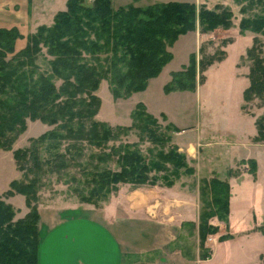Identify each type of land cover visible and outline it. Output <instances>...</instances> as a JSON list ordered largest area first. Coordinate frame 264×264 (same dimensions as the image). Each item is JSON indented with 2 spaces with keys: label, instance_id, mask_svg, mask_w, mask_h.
<instances>
[{
  "label": "trees",
  "instance_id": "obj_1",
  "mask_svg": "<svg viewBox=\"0 0 264 264\" xmlns=\"http://www.w3.org/2000/svg\"><path fill=\"white\" fill-rule=\"evenodd\" d=\"M112 1L67 0L66 9L55 14L53 23L41 25L29 34L24 48L19 51L15 50V41L21 37L20 32L16 28H0V149H11L14 140L25 130L27 118L55 126L31 139L30 147L13 151L19 170L24 169L21 161L30 162L26 168L32 178L26 182L12 180L0 196V264H38L40 235L36 202L39 174L43 166L58 171L80 167L71 163L81 157L82 142L100 149L91 159L107 162L112 155L116 156L118 171L88 172V184L93 185L89 195L99 198L114 190L118 183L130 182L134 187L155 185L159 180L152 172L165 170L162 163L187 167L176 148L158 151L156 160L149 162L128 146L112 147L106 152V144L114 138V131L94 119L99 106L94 91L105 78L109 79L116 98L143 91L148 80L157 77L172 59L168 48L179 35L194 31L197 26L202 33L217 27L228 28L232 25V12L227 8L216 12L187 2L155 3L145 7L128 3L114 9ZM261 2L257 0V3ZM262 6L260 12L239 22L240 34L248 31L256 35L245 54L250 65L246 75L248 86L242 93L244 103L256 98L264 104V3ZM43 54L49 57V69L44 71L37 63ZM221 59L223 57L216 61ZM190 60L186 71L191 73L193 87L195 64L192 55ZM200 64L203 72L205 65L212 63L204 61ZM176 79L175 82L180 83L179 78ZM132 120L141 131L146 128V125H140L142 122L156 124L141 104L136 105ZM254 125V141L264 142V111L255 119ZM113 129L118 133L130 130L122 126ZM147 135L161 144L168 137L151 129ZM62 142H67L64 154L57 151ZM43 143L50 146L49 151L56 150L44 161L39 156V146ZM162 184L170 186L173 181L166 179ZM15 194L24 197L28 208L25 216L19 219H14L15 209L4 201ZM208 194L212 197L206 205ZM199 196L203 207L198 217V235L200 248H203L206 235L216 231L209 223L211 218L227 225L229 183L217 177L204 179ZM257 230L264 233V225ZM226 235L227 238L229 235Z\"/></svg>",
  "mask_w": 264,
  "mask_h": 264
},
{
  "label": "rangeland",
  "instance_id": "obj_2",
  "mask_svg": "<svg viewBox=\"0 0 264 264\" xmlns=\"http://www.w3.org/2000/svg\"><path fill=\"white\" fill-rule=\"evenodd\" d=\"M132 1L140 3L137 5L141 6L153 3V0ZM232 1L237 6L236 11L219 5L213 9L216 12H220L222 8L231 10L232 25L228 28L217 27L204 33L197 26L194 31L179 35L173 45L168 48L172 59L157 77L148 80V85L143 91L133 93L128 97L116 98L112 93L109 79H101L94 91L99 99L94 119L106 124L114 131V138L106 144V152H109L112 147L128 146L131 150L138 151L149 162L156 160L158 151L167 152L176 148L177 152L183 156L182 160L187 167H175L170 163H162L165 170L152 173L159 180L156 184L165 183L166 179L173 181L177 184L178 190L185 191L181 194L186 196V199L193 197L196 201L195 206L198 205V215L203 207L199 196L202 181L217 177L229 182L231 189L229 211L232 212V222L235 225L240 220V223L242 222L240 228H236V232L239 231L236 234L238 240L235 244V253L240 255L242 262L254 258L258 261L260 258L262 263L264 262V233L259 230L256 236L251 233L254 230V223L258 227L264 225V146H259V144L264 145V142H255L252 138L247 142L246 139L255 132L254 123L250 118L256 119L260 116L264 111V104L256 98L248 103H244L242 99L247 80L245 75L248 74L250 65L245 54L256 35L248 31L240 34L239 22L243 18L260 12L264 0L262 4L257 3V0ZM130 2L131 0H113L112 6L116 9ZM232 41L236 42L233 44ZM229 43L232 44L229 45ZM227 47L228 50H226ZM43 52L45 53L44 49ZM191 55L195 64L193 65L195 68L193 87L191 73L186 71L189 68ZM220 57L223 59L216 61ZM48 60L49 57L45 54L39 56L37 63L42 71L49 69ZM204 61L212 64L205 65L207 67L201 72L200 62L204 63ZM214 65L217 67L208 70ZM178 71L182 73H175ZM200 76H203L201 78L203 82ZM176 78H179L180 83L175 82ZM59 83V81L55 82L56 85ZM137 104H141L145 112L156 120V124L142 122L140 125H146L144 131L132 124V113ZM24 122L25 130L14 140L11 149H0L2 152L0 168H3L0 174L2 182L5 179H9L10 182L12 180L26 182L32 178V173L26 168L30 162L21 161L20 164H24V169L19 170L13 157V151L30 147L33 141L31 139L55 128L38 119L27 118ZM117 126L127 127L130 130L118 133L113 129ZM196 127V134L201 137V145L190 146L187 151L186 145L188 144H185V139L196 136L192 132V129ZM148 129L155 130L156 133L162 132L168 137L161 144L148 137ZM207 143L211 145L207 146ZM253 143L257 146H253ZM66 145L67 142H62L57 151L64 154ZM81 146V157L71 163L81 165L80 167L71 166L58 171L43 166V171L38 178L36 207L46 205L102 206L119 192L124 193L129 189L132 194L135 193L133 190L137 187L128 182L116 184L115 189L107 193L105 197L89 195L93 185L88 184L90 180L88 172L102 169L118 171L119 166L115 155H112L107 162H100L98 159H91L93 154L100 152V149L86 142H82ZM49 147L46 143L39 146V156L43 161L50 158V155L56 151H49ZM245 150H248L249 155H253L259 164L249 155L243 157ZM163 176L167 177L162 179ZM211 197L212 194L206 196V205L211 202ZM139 198L140 196H137V199ZM11 202L15 211L19 208L22 210L18 207L21 204L15 199ZM209 223L216 228V231L206 235L203 248H200L198 226L190 223L186 224L182 237L176 242L177 246L186 252L198 250L200 258L205 256L207 252H210L207 246L212 240L211 237L216 236L220 240L223 236H227L228 232L224 223L215 217L211 218ZM249 229L250 235L253 236L244 238L245 232Z\"/></svg>",
  "mask_w": 264,
  "mask_h": 264
},
{
  "label": "crops",
  "instance_id": "obj_3",
  "mask_svg": "<svg viewBox=\"0 0 264 264\" xmlns=\"http://www.w3.org/2000/svg\"><path fill=\"white\" fill-rule=\"evenodd\" d=\"M66 2L67 0H0V28H16L20 32L21 37L15 41V50L19 51L24 48L29 34L34 33L41 25L50 26L53 23L55 14L66 9ZM152 2V4L187 2L196 6L203 5L207 9H214L218 5L229 7L233 11L237 9L232 0H153ZM130 3L145 7L137 5L140 3L136 1L131 0ZM235 42L232 41L233 44ZM217 66L214 65L208 70ZM235 69L238 70L236 66ZM250 120L255 122V118ZM196 131L197 127L192 129L195 134ZM255 135L256 129L246 141L248 142L250 138L254 139ZM185 144H188L186 145L188 151L190 146L201 145V137L198 134L188 137L185 139ZM206 145L210 146L211 143ZM252 145L257 146L255 143ZM259 146L264 145L259 144ZM247 151L245 150L243 157H248ZM187 154L190 155L188 152ZM249 156L259 164L253 155ZM1 170L3 168H0V174ZM9 183V179L2 182L0 175V195L9 188ZM133 191L134 194L129 189L124 193L119 192L102 206L37 207L40 235L38 264H264L259 257L258 261L254 258L242 262L240 255L235 253V244L238 240L236 234L239 231L236 232V228H240L242 222L240 223V220L235 225L232 222L231 211L228 213L227 225L224 223L229 236L220 240L212 236L207 246L210 252H207L206 258L203 256L200 258L198 250L186 252L176 244L182 237L187 223L198 226V205L195 206L196 201L193 197L186 199V196L181 194L185 191L178 190L177 184L174 183L170 186L161 183L140 186ZM137 196H140V200ZM9 198L4 200L10 205L14 199L21 204L18 207L22 210L20 208L16 210L17 218L14 219L23 218L28 212L27 207H24V197L16 194ZM196 199L198 201V196ZM256 227L258 226L254 223V230L252 233L250 229L245 232L244 238L256 236L258 231ZM218 234L220 235L219 232Z\"/></svg>",
  "mask_w": 264,
  "mask_h": 264
}]
</instances>
